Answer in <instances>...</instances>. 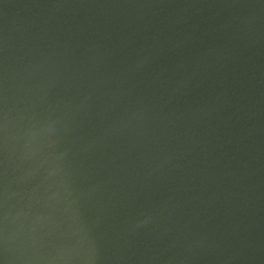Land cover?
Listing matches in <instances>:
<instances>
[{
	"label": "water",
	"instance_id": "water-1",
	"mask_svg": "<svg viewBox=\"0 0 264 264\" xmlns=\"http://www.w3.org/2000/svg\"><path fill=\"white\" fill-rule=\"evenodd\" d=\"M0 264H264V0H0Z\"/></svg>",
	"mask_w": 264,
	"mask_h": 264
}]
</instances>
